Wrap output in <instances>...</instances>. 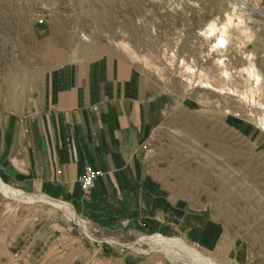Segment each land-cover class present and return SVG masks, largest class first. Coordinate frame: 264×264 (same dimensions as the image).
I'll use <instances>...</instances> for the list:
<instances>
[{"label": "rangeland", "instance_id": "obj_1", "mask_svg": "<svg viewBox=\"0 0 264 264\" xmlns=\"http://www.w3.org/2000/svg\"><path fill=\"white\" fill-rule=\"evenodd\" d=\"M234 2L246 33L232 29L225 48L214 49L205 25L221 23ZM47 39L85 54L122 41L145 52L162 87L158 146L180 191L217 222L196 216L193 242L150 230L120 237L0 191V264H194L159 250L166 240L196 247L207 264H264V131L248 120L264 113V0H0L4 62L17 50L24 60L42 53ZM249 62L258 88L246 77Z\"/></svg>", "mask_w": 264, "mask_h": 264}, {"label": "crops", "instance_id": "obj_2", "mask_svg": "<svg viewBox=\"0 0 264 264\" xmlns=\"http://www.w3.org/2000/svg\"><path fill=\"white\" fill-rule=\"evenodd\" d=\"M46 42L25 60L18 50L11 63L0 58V191L61 203L81 225L120 237L150 230L193 242L196 216L217 222L180 191L158 146L162 87L145 52L125 41L89 54ZM85 167L97 172L87 192Z\"/></svg>", "mask_w": 264, "mask_h": 264}, {"label": "bare ground", "instance_id": "obj_3", "mask_svg": "<svg viewBox=\"0 0 264 264\" xmlns=\"http://www.w3.org/2000/svg\"><path fill=\"white\" fill-rule=\"evenodd\" d=\"M240 2L243 3V1H240ZM242 3H241V5H242ZM235 5H236V2H234L233 7H232L233 12H231V13L226 12L224 14V19L221 23H217L216 21L211 20L205 25V28L203 30V34L206 38L213 37V41H212V45H211L212 48H214V49H221L222 47L225 48V45L227 43V37H228V35L232 29L239 30L242 33H246V28L243 27V25H242L241 15L240 14L236 15L234 12L235 9L238 7V6L236 7ZM241 5H240L241 8L244 7ZM235 19H236V21H235ZM222 63H223V60L219 59V64H222ZM244 70L246 72L247 79L252 80L254 83L253 86L258 88L261 85L262 80H261V75H260L257 67L255 66V64H253L252 62H249V64L247 66H245ZM226 74L227 73H225V75ZM200 83H201V81H200ZM202 84H203V82H202ZM203 86H206V84ZM248 93H250V92H248ZM248 120L253 126L259 128V130L261 129V131H264L261 128L262 126H264V113L261 112L260 115L252 116ZM8 193L13 194L10 191H8ZM18 197L20 199L22 198L24 200L25 199H28V200L33 199V201H37V200L42 199V198H38V197H27V196L22 195V194H19ZM44 200H46L45 202L50 201V202H52V204L54 203V205H58V206L62 207L65 211L68 212L67 207L64 206L63 204L55 202V201H51L50 199L44 198ZM28 202H30V201H28ZM194 230L195 229H193V231ZM200 242L203 243L204 245L207 244L206 236H203L202 239L200 240ZM155 243H156V241H155ZM157 245L156 246L158 247L159 250L166 251L167 253H176L178 257H182L181 259L185 263L186 262H193L194 264H207L202 251L197 249L196 247L190 246L188 243H186L184 241L179 240L177 242L170 243V242H167V240H166V241H162L161 243H159ZM195 246H197V245H195Z\"/></svg>", "mask_w": 264, "mask_h": 264}, {"label": "built area", "instance_id": "obj_4", "mask_svg": "<svg viewBox=\"0 0 264 264\" xmlns=\"http://www.w3.org/2000/svg\"><path fill=\"white\" fill-rule=\"evenodd\" d=\"M261 128L264 130V126H262ZM96 177H97V172H95L90 167H85V170L79 179L80 187L83 192H87L90 189Z\"/></svg>", "mask_w": 264, "mask_h": 264}]
</instances>
